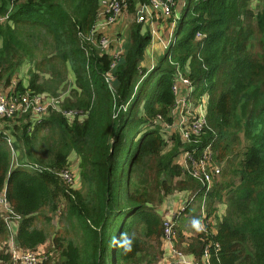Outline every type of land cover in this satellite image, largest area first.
Returning a JSON list of instances; mask_svg holds the SVG:
<instances>
[{
    "label": "trees",
    "instance_id": "1",
    "mask_svg": "<svg viewBox=\"0 0 264 264\" xmlns=\"http://www.w3.org/2000/svg\"><path fill=\"white\" fill-rule=\"evenodd\" d=\"M250 1L191 0L177 19L175 42L148 75L142 62L151 33L132 22L112 91L104 78L112 60L90 37L100 0H0V85H11L30 62L35 68L28 85L17 80L15 92L58 96L67 89L60 86L68 71L74 74L61 111L37 123L19 117L21 124H1L0 191L21 216L16 239L22 249L45 243V225L60 215L75 238L54 236L60 259L41 264H160L168 257L158 208L167 196L190 191L194 199L174 220L176 250L204 264L211 243L209 264H264V14L255 15ZM177 64L189 69L184 73L199 93L208 94L207 125L194 146L212 143L223 164L210 189L183 174L177 162L192 144L175 131L167 150V133L157 120L173 121ZM64 112L76 117L69 121ZM10 133L25 157L18 164ZM242 140L246 146L237 161ZM72 153L80 159L82 190L59 174L70 167ZM221 201L225 211L217 205ZM209 218L206 232L199 231ZM122 234L132 240L130 252L120 246ZM10 235L0 214V264L11 261Z\"/></svg>",
    "mask_w": 264,
    "mask_h": 264
},
{
    "label": "built area",
    "instance_id": "2",
    "mask_svg": "<svg viewBox=\"0 0 264 264\" xmlns=\"http://www.w3.org/2000/svg\"><path fill=\"white\" fill-rule=\"evenodd\" d=\"M176 0H148V2H139L136 5V21L139 23H150L154 18L156 22L160 23V19H167L172 16ZM132 6L131 0H100L98 18L91 30L90 37L94 46L101 54H109L111 57V68L108 73L104 75L105 80L112 91H115V76L113 71L121 62L125 55L123 47L120 45V40L124 37H109L103 33V30L116 24L117 21L128 12ZM260 8H256L259 11ZM175 26L169 28V34L166 39L165 49L170 47L175 40ZM166 26L160 23L152 28V43L161 42L160 38L164 40ZM202 34L198 33L197 38H201ZM124 39L121 40L123 44ZM154 65L149 69L152 70ZM189 70L187 67L183 70L178 64L174 74V82L172 86L175 95L174 107L172 109L173 121L166 122L161 116L157 118L158 122L167 133V150L174 146L173 134L175 131L180 133L182 142L192 144V146L183 147L179 158H183L179 163L183 170L182 173H188L193 178L202 182V185L210 189L214 181L220 178L222 174V166L217 162L214 156V149L212 143L207 144L198 149L195 144H200V137L207 125L206 106L208 103V94L199 93L196 86L191 79L185 75L184 71ZM144 79L142 77L135 86L134 93L137 91L139 84ZM17 80L14 79L8 88H0V130L1 124L6 119H15L19 117H28L32 123L40 122L46 118L53 111H61V103L65 97L68 96L69 91L59 92L58 96L49 93H33L30 90L26 92H15V85ZM127 105L124 106L126 109ZM69 120H73L76 116L74 112H64ZM156 120V121H157ZM15 137L8 134V144L13 149ZM63 180L70 185H74L78 176L71 168H65L60 173ZM174 202L179 204V207L174 211L166 212L164 216V239L165 243L169 245L167 257L160 264H200L193 258H188L187 255L179 252L174 246L175 234V218L183 212L186 208L185 204L194 199L191 192L173 194ZM0 214L5 218L9 225L13 222H19L20 215H17L11 208L8 202L6 191H0ZM206 216H203L205 218ZM211 222L210 218L205 219V223L200 225V230L206 232V226ZM7 244V252L11 255L9 264H41L47 259L44 251L39 249H22L16 242L10 238ZM211 243L207 246L204 253V264H209L210 255L209 249ZM218 247V244H217ZM174 255L170 261L169 258Z\"/></svg>",
    "mask_w": 264,
    "mask_h": 264
},
{
    "label": "crops",
    "instance_id": "3",
    "mask_svg": "<svg viewBox=\"0 0 264 264\" xmlns=\"http://www.w3.org/2000/svg\"><path fill=\"white\" fill-rule=\"evenodd\" d=\"M148 2V0H131L132 2V6L135 5V9L134 11L130 8L128 12L124 13L123 16H121V18L117 21L116 24H113L111 26H108L106 27L104 30H103V33L107 36H109L110 38L111 37H120L119 34L120 33H123V35L121 37H124L122 39H124L123 41V44L121 43V40H120V45L123 47L124 51L126 50V46H127V38H126V35L128 34V40H129V32H130V27H131V24L132 22L136 21V14H135V11H136V5L139 3V2ZM177 3V6L175 9H173V17H172V20L171 22H168V21H160L161 24L165 25L166 26V29H165V34H164V40H162L160 38V41L161 42H155V43H151V45L147 48V51L145 52V59L143 60L142 62V66L144 68H147L148 69V72L151 71L149 70L153 65L155 66L157 64V60L159 61V59L161 58V56H163V54H165L166 52V49H165V44H166V39L168 37V34H169V28H172L175 26L176 27V24H177V19L180 18L183 14V11L188 7L189 4H191V0H177L176 1ZM175 3V5H176ZM175 7V6H174ZM250 8L254 11L255 15H258L260 13H262V11L264 10V0H251L250 1ZM256 8H260L259 11H255ZM99 10V8H98ZM98 18V12H97V15H96V20ZM156 19L158 20V18H154L153 20L150 21V23H146L145 25H147L148 29L150 30V33H151V30L152 28H154V26L157 24V26H160V23L156 22ZM146 28V26L144 27ZM176 29V28H174ZM151 38H152V34H151ZM202 38V37H201ZM199 39V38H198ZM98 50V49H97ZM98 52L100 53V51L98 50ZM102 55V54H101ZM109 55V54H108ZM110 57V55H109ZM111 59V57H110ZM123 60V59H122ZM145 77V76H144ZM16 79L18 80L17 77H14L12 79V82L13 80ZM29 79V77H28ZM28 79H24V82L26 84H28ZM141 79V78H140ZM139 79V80H140ZM138 80V81H139ZM138 83V82H137ZM136 83V84H137ZM140 85V84H139ZM10 86V85H9ZM136 86V85H135ZM3 86H1L0 88H2ZM8 88V86H7ZM135 90V88H134ZM137 92V91H136ZM54 112V111H53ZM58 112V111H57ZM52 113V112H51ZM81 117V116H80ZM70 121V120H69ZM9 145V144H8ZM13 149L10 147L11 151H12V156H13V163L14 164H18L20 161L19 159L22 158L24 159L25 157L23 156V151L20 149L18 150L16 148V145L14 143L13 145ZM73 154L75 153H72L70 158H68V161H69V164H70V167L73 172L78 176V179L75 181L74 185H73V188H77V189H81V188H84V182L82 181V184H83V187L79 188L80 187V181H81V176L78 174V170H76V168L74 167V164H73V161L75 163L76 166L80 167V159L79 158H71V157H75ZM17 157V158H15ZM75 159V160H74ZM183 158H178L177 159V162H180ZM65 169V168H64ZM61 173V172H60ZM59 173V174H60ZM61 176V175H60ZM63 180V178H62ZM64 181V180H63ZM65 182V181H64ZM66 183V182H65ZM82 190V189H81ZM172 198L170 195L166 197V199L163 201V203L160 205V207L158 208V210L160 211L161 214H165L166 212H169V211H175L178 207H179V203H175L174 201L172 203H169V199ZM169 203V204H167ZM225 208V207H224ZM225 211V210H224ZM180 216V214L178 215V217ZM203 216H207V215H203ZM203 218V217H202ZM212 218V217H211ZM57 219V218H56ZM211 220V219H210ZM18 228H19V222H13L12 225H10V232H11V235L10 237L6 240V242L9 241L10 238H12L16 244L19 246L18 242H17V239H16V236H17V232H18ZM199 231H200V225H198L196 227ZM184 233L187 235V237H190V236H195V234H193V232H190V231H184ZM48 241L49 239L39 245L36 249H39V250H42V251H45V247L46 246H51L53 247V243H52V240L50 243V245H47L48 244ZM162 241H163V244H164V247L166 248V253H168L169 251V245L165 243V239L162 238ZM5 242V243H6ZM0 245H1V242H0ZM174 246L176 248V242L174 240ZM20 247V246H19ZM21 248V247H20ZM168 256V255H167ZM188 258H193L195 259V257H193L192 255H187ZM174 258V255H172L168 261L172 260Z\"/></svg>",
    "mask_w": 264,
    "mask_h": 264
},
{
    "label": "rangeland",
    "instance_id": "4",
    "mask_svg": "<svg viewBox=\"0 0 264 264\" xmlns=\"http://www.w3.org/2000/svg\"><path fill=\"white\" fill-rule=\"evenodd\" d=\"M176 6H177V3L175 5L174 9L176 8ZM160 21H168V18L165 19V20L160 19ZM145 26H146V29H148L147 25H145ZM122 35H123V33H120L119 34V36H122ZM127 36H128V34L126 35V38H127V41H128V37ZM157 62H158V60H157ZM32 68H35V66H33L32 63L25 62L22 65V67L19 70V72L14 77H18V80L20 79V81L22 80L21 78L28 79L29 74H30L29 71ZM150 72H148L147 75ZM46 75H48V74H46ZM66 78H67V80L64 81V83H62L61 86H60V90L61 91L64 90V89H66V88L67 89L65 91H67V90L70 91V87L72 86V84L74 82V74L71 71V69L68 71V74H67ZM4 81H6V80H4ZM2 85H6V84L4 82H2L0 86H2ZM25 85L27 86L28 84H25ZM2 88L6 89L7 86H3ZM65 91H62V92H65ZM17 120L18 119H15L14 120L13 125L14 124H17L18 125V124H21L22 122H24V120H21L20 122L17 121ZM25 122H27V121L25 120ZM241 139H243V135L242 134H241ZM245 146H246V141L242 140V143L236 148L235 153H240V156L237 158V161L239 159H241V157H242V151L245 150ZM15 158H17V157H15ZM71 158H76V157H71ZM73 164H74V167L76 168V170H78V174L80 175V167L76 166L75 163H74V161H73ZM238 180H239V177L236 179V181H238ZM82 181L83 180L80 181L81 183H80V187L79 188L83 187ZM84 187H85V185H84ZM81 189H83V188H81ZM170 196L172 198L169 199V203H172L175 197L173 196V194L170 195ZM169 203H167V204H169ZM217 205L219 206V209H223L224 210V206L225 205H224V203L222 201L221 202H217ZM162 215H164V213ZM221 219H222V217H221ZM38 225L39 226H42L43 224L39 222ZM45 227H46V229L48 231V234H49V241H48V244L47 245H50L49 242H51L52 238L54 236H56V235H60V236H63L65 238H75V236H74L75 231H72L68 227L66 221L60 215L57 216V219H55V215H54L53 216V220L49 224H46ZM44 249H45L44 252L47 255V259L49 261L51 260L52 263H55L56 261H59V259H60V253L57 250L53 249V247H51V246H46Z\"/></svg>",
    "mask_w": 264,
    "mask_h": 264
},
{
    "label": "clouds",
    "instance_id": "5",
    "mask_svg": "<svg viewBox=\"0 0 264 264\" xmlns=\"http://www.w3.org/2000/svg\"><path fill=\"white\" fill-rule=\"evenodd\" d=\"M260 14H264V10ZM131 244L132 240L127 237V234H122V243L120 244V246L123 247L125 252H130L132 250Z\"/></svg>",
    "mask_w": 264,
    "mask_h": 264
},
{
    "label": "bare ground",
    "instance_id": "6",
    "mask_svg": "<svg viewBox=\"0 0 264 264\" xmlns=\"http://www.w3.org/2000/svg\"><path fill=\"white\" fill-rule=\"evenodd\" d=\"M169 50V49H168Z\"/></svg>",
    "mask_w": 264,
    "mask_h": 264
}]
</instances>
